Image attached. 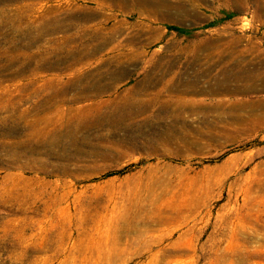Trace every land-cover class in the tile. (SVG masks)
<instances>
[{
	"label": "rangeland",
	"instance_id": "rangeland-1",
	"mask_svg": "<svg viewBox=\"0 0 264 264\" xmlns=\"http://www.w3.org/2000/svg\"><path fill=\"white\" fill-rule=\"evenodd\" d=\"M31 1L12 0V13ZM62 1L58 7L49 2L51 10L34 23V31L49 30L41 47L34 40L25 47L27 36H6L5 28L0 34L2 55H12L11 63L0 60V264H264V127L232 140L218 135L216 143L189 132L191 126L207 129L196 114L185 121L161 117L153 132L138 136L137 146L76 148L63 141L61 129L49 133L61 136L59 148L17 160L12 154L26 119L55 115L63 104L44 102L46 82L54 78L108 82L120 60L127 67L122 89L156 62L157 69L170 64L184 78L207 74L206 88L238 67L264 71V0H164L172 6L164 16L142 14L133 0H103L106 6L71 0L72 7ZM99 24L106 33L115 30L112 41L87 53L101 41L87 28ZM64 35L72 37L63 42ZM208 39L219 48H182ZM135 49L142 50L139 60L128 63ZM37 86L42 93H33ZM241 97L264 100V88L231 95ZM86 101L92 99L75 104ZM23 110L26 118L19 117ZM12 120L18 137L8 135Z\"/></svg>",
	"mask_w": 264,
	"mask_h": 264
},
{
	"label": "bare ground",
	"instance_id": "bare-ground-1",
	"mask_svg": "<svg viewBox=\"0 0 264 264\" xmlns=\"http://www.w3.org/2000/svg\"><path fill=\"white\" fill-rule=\"evenodd\" d=\"M54 1L58 4H54ZM97 1L102 6H106L103 0ZM133 1L140 10H143L140 11L142 14L146 11L148 14L158 13L164 16L166 11L172 8L171 4L164 0ZM49 2L50 7L64 5V1L60 3V0H33L16 6L15 12L12 13V0H0V34H3L5 28L6 36L10 35L12 31L15 36H27L22 37L29 40L27 43L29 45L25 47L30 48L31 44L41 47L39 42L49 33V30L44 28L34 31V23L44 19L47 11L51 10L47 9ZM65 5L74 6L71 0L66 1ZM54 21L59 22L56 18ZM12 24H14L13 28ZM70 29H66L65 32ZM87 29L91 31L92 36L101 38L100 43L93 46L95 48L86 50L87 53L93 51L96 53L105 48L112 41L113 35L111 36L110 33L115 31L106 33L100 24L91 25ZM71 37L64 35L63 42H67ZM32 40H34L33 43H31ZM179 44L180 42L175 44V47H178ZM213 47L219 48V45L211 39L182 46V48L191 51ZM114 48L115 46H112L111 49ZM2 52L3 49L0 46V60L2 57H6L7 61L11 63L12 55H2ZM141 52L142 50L135 49L131 55H127L128 63L138 61ZM236 53L239 52L236 51ZM119 62L122 63L119 64ZM119 62H117L116 70L110 72L108 82L100 81V76L94 82L91 81L87 84H80L77 80H75L76 83H73V80L62 82L57 78L46 82L44 87L45 95H47L45 103L53 102L54 98H58L57 101L62 102V105L73 103L67 106L57 105L55 115L47 114L26 119L23 126V130H26L25 133L20 138H16L12 144L14 146L12 154L16 156L15 160L39 152L41 148H59L62 145L61 136L49 133L61 129L66 132L63 134L65 136L63 141L72 140L76 148H105L106 152L110 148H118L117 145L124 146L131 143L137 146L138 136L153 132L156 125L163 121L160 119L161 117L185 121V117L196 114L201 121L205 122L207 129L205 130L202 126L201 128L191 126L189 132L207 134L206 136L216 143L218 135L232 140L239 133H249L264 127V111L262 110L264 109V100L255 102L242 97L241 100L231 98L233 93H246L264 88V71L254 68L244 70L238 67L232 73L220 75L206 88L203 84L207 74L200 72L191 78H184L183 73L172 69L170 64H166L167 67L162 66V69H157L159 63L156 62V68L148 70L141 80L132 87L122 89L118 83L126 78L127 67L123 60ZM145 62L151 65L154 58L146 59ZM42 90L37 86L33 93H42ZM71 90L75 92L70 95ZM107 92H109L108 95ZM189 92H209L218 94L219 97L213 101H207L204 97L189 96ZM85 98H91L92 101L75 104L76 101ZM240 110H245L248 114L242 115ZM211 111L216 113L214 118L210 117ZM27 112V110H23L19 117L26 118ZM17 126L18 123L12 120V131H9L8 135L13 137L17 135L18 137L20 134ZM103 126L108 127L106 133L98 134ZM91 131L97 132L91 133L93 136H89ZM120 132H123L124 135L121 136ZM189 132L187 133L190 134ZM89 139L90 141H88ZM91 152L94 153L95 149Z\"/></svg>",
	"mask_w": 264,
	"mask_h": 264
}]
</instances>
